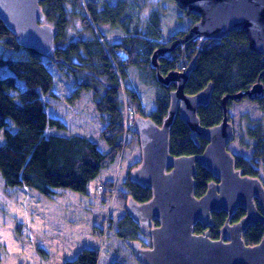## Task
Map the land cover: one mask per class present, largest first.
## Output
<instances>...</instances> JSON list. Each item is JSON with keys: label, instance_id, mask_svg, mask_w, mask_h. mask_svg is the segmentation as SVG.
I'll return each mask as SVG.
<instances>
[{"label": "trees", "instance_id": "1", "mask_svg": "<svg viewBox=\"0 0 264 264\" xmlns=\"http://www.w3.org/2000/svg\"><path fill=\"white\" fill-rule=\"evenodd\" d=\"M145 2L39 0L45 21L57 30L54 60L20 45L18 37L0 20V46L3 48L0 52V69L7 71L4 75L0 74V132L4 137L0 143V176L6 186H25L45 195H51L53 188L87 193L89 184L102 169L116 161L123 148L125 117L120 92L121 82L127 79L130 67L139 70L145 83L161 87L162 92L155 98V107L151 111L143 109L136 92L126 89L136 111L161 125L167 116L169 91L175 88V83L161 85L156 79V70L150 64L153 51L163 46L165 35L158 10L151 12L144 31L139 26L136 14ZM71 15L80 18L83 31L91 32L89 36H67L66 27ZM191 17L195 19L197 16ZM103 26L118 31L119 38L108 39L102 30ZM176 34L184 35L185 32L179 30L170 38ZM183 55L189 60L196 56V67L189 75L185 92L194 94L209 82L213 85L209 103L199 106L197 110L203 126H213L222 120L221 100L225 94L245 91L257 79L264 87L262 55L250 51L246 34L241 30L232 31L227 37L219 39H198L185 50L181 46L177 47L170 57L159 58L160 72L165 75L173 70L175 64L179 66ZM51 63L62 73L73 77L77 96L82 90L91 91L94 108L101 121H106L100 131L106 149H101L98 140L85 134L67 132L65 123L48 113L49 102L45 98L54 96ZM254 101L264 112V94ZM230 103L231 100H228V108ZM54 128L63 132H55ZM245 135L250 142L244 144L252 148V157L235 155V168L243 175L259 177L260 165L264 172L263 124H248ZM169 141L172 156L201 153L207 145V140L203 138H198L197 142L194 140L178 113L171 125ZM194 180V195L200 197L205 193L207 184L215 178L205 168L196 165ZM122 185L125 192H120L117 197L125 211L116 223V234L129 242L140 228L127 213L126 201L132 197L137 202H144L152 194L148 187L132 180L130 173ZM101 189V193L108 196L107 199L114 196L110 185L104 184ZM244 214V209L238 208L231 215L230 222H237ZM211 216L213 223L208 228L209 236L217 239L227 213L213 212ZM105 217L109 225L111 216ZM153 223L157 225L158 221ZM193 230L197 234L204 231L200 223H196ZM263 235L264 226L256 223L248 226L243 239L246 244L252 245L259 242ZM98 261L97 247H83L74 258L65 259L62 264H98ZM110 264L127 263L122 259H114Z\"/></svg>", "mask_w": 264, "mask_h": 264}, {"label": "water", "instance_id": "2", "mask_svg": "<svg viewBox=\"0 0 264 264\" xmlns=\"http://www.w3.org/2000/svg\"><path fill=\"white\" fill-rule=\"evenodd\" d=\"M174 1L186 15L199 17L183 39H219L241 30L246 34L250 51L262 55L264 60V0ZM45 19L39 0H0V20L18 37L19 44L54 60L57 30ZM175 46L157 48L150 57L157 81L163 86L175 83V88L169 91L167 116L161 125L150 117L134 118L141 160L132 169L131 178L148 187L152 196L144 202L128 197L126 211L151 243L142 246L140 241L133 240L129 244L141 264H264V235L252 245L243 239L248 226L256 223L264 226V182L235 168V154L228 148L234 137V125L227 106L228 100L259 98L264 87L257 79L245 91L225 94L221 100L222 120L213 126H203L197 110L209 103L212 82L197 93L185 92L189 75L196 67V56L186 70L162 74L159 58ZM177 113L196 142L197 138L207 140L201 153L170 154V130ZM196 165L215 178L200 197L194 195ZM238 208L244 209L245 214L231 223L230 217ZM220 211L226 212L227 217L219 229V238L212 239L208 231L213 223L211 214ZM154 221L158 224L154 225ZM196 223L203 227L202 233L194 232Z\"/></svg>", "mask_w": 264, "mask_h": 264}, {"label": "rangeland", "instance_id": "3", "mask_svg": "<svg viewBox=\"0 0 264 264\" xmlns=\"http://www.w3.org/2000/svg\"><path fill=\"white\" fill-rule=\"evenodd\" d=\"M135 8L137 10L138 6ZM154 10H158L162 17L164 40L179 30H188L192 25L193 18L186 15L174 0H146L136 14V21L143 31L146 20ZM102 30L108 39L116 40L120 36L118 31L108 26H103ZM66 34L68 37H85L91 32L83 31L80 18L71 15ZM2 49L0 46V52ZM15 56L18 55L15 53ZM50 67L54 74V96L45 98L49 102L48 113L64 122L67 132L85 134L98 140L101 149H106L104 140L100 138V131L106 121L102 122L96 112L91 91L82 90L77 96L73 77L62 73L55 64L51 63ZM5 73L7 71L0 69V74ZM127 74V79L121 82L120 98L124 117L125 105L128 104L132 112L129 120L124 119L123 148L116 161L102 169L89 184L87 193L53 188L51 195H45L25 186L8 187L0 176V264H62L65 259L74 258L83 247L99 249L98 264H110L114 259H122L127 264H141L129 242L138 240L142 246H149L150 237L139 231L128 242L116 234V223L125 211L124 205L118 200L119 193L125 192L123 181L141 160L134 118L142 114L136 111L126 89L136 92L145 111L155 107V98L162 89L158 85L145 83L136 67H130ZM228 113L234 125V137L228 145L229 150L251 158L252 148L244 144L250 142L245 135V127L256 122L264 126V112L258 108L256 101L242 99L232 100ZM54 131L63 132L55 128ZM3 141L0 132V143ZM258 169V176L264 182L262 166ZM104 184L112 187L113 197L107 199L108 196L101 193ZM106 215L111 216L109 225Z\"/></svg>", "mask_w": 264, "mask_h": 264}, {"label": "flooded vegetation", "instance_id": "4", "mask_svg": "<svg viewBox=\"0 0 264 264\" xmlns=\"http://www.w3.org/2000/svg\"><path fill=\"white\" fill-rule=\"evenodd\" d=\"M184 12H185V11H184ZM185 14H186V13H185ZM188 16H193V15H188ZM198 19H199L198 16H197L195 19H193L192 25H193L195 22H197ZM192 25H191V26H192ZM191 26H190V27H191ZM190 27H189V29H190ZM189 29H188V30H180V31H184V32H185L184 35H179V34H180V33H179V34L174 35L173 38H169V39H166V40L163 41V46H161V47H170L171 45L176 44V46H175V47H174L169 53H166L163 57H166V58L170 57L172 51L175 50V49H176L177 47H179V46H181V47L183 48V50H185L187 46L192 47V43H194V42L197 41L198 39H197V40L183 39V38L186 36V34L189 32ZM161 47H159V48H161ZM183 56H184V55H183ZM181 59H182V61H185V63H186V66H185V69H184V70H186V68H187V66L189 65V63H190L191 60H189V59L186 58L185 56H184L183 58H181ZM173 70H176V71H178V72L184 71L183 69L177 67L176 64H175V66L173 67ZM210 99H211V98H210ZM241 99H249V98H247V97H242ZM257 99H258V98H257ZM249 100H250V99H249ZM231 101H232V100H231ZM253 101H254V100H253ZM228 109H229V108H228ZM197 141H198V138H197ZM234 154H235V153H234ZM235 155H237V154H235ZM235 155H234V157H235Z\"/></svg>", "mask_w": 264, "mask_h": 264}, {"label": "built area", "instance_id": "5", "mask_svg": "<svg viewBox=\"0 0 264 264\" xmlns=\"http://www.w3.org/2000/svg\"><path fill=\"white\" fill-rule=\"evenodd\" d=\"M182 61V60H181ZM185 66H186V63H185V61H182L181 62V64L179 65V66H177V67H179V68H181V69H185ZM124 111H125V114H126V116H125V120L126 119H128L129 120V114L132 112V108L127 104V105H125V107H124Z\"/></svg>", "mask_w": 264, "mask_h": 264}, {"label": "bare ground", "instance_id": "6", "mask_svg": "<svg viewBox=\"0 0 264 264\" xmlns=\"http://www.w3.org/2000/svg\"><path fill=\"white\" fill-rule=\"evenodd\" d=\"M130 243V242H129Z\"/></svg>", "mask_w": 264, "mask_h": 264}]
</instances>
